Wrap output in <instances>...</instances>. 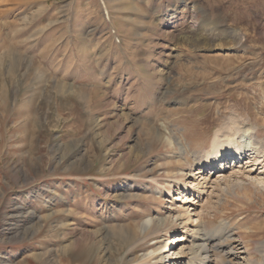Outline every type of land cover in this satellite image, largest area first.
Returning <instances> with one entry per match:
<instances>
[{
	"label": "rangeland",
	"instance_id": "obj_1",
	"mask_svg": "<svg viewBox=\"0 0 264 264\" xmlns=\"http://www.w3.org/2000/svg\"><path fill=\"white\" fill-rule=\"evenodd\" d=\"M233 122L264 141V0H0V264H183L221 222L260 263L263 164L192 176Z\"/></svg>",
	"mask_w": 264,
	"mask_h": 264
},
{
	"label": "bare ground",
	"instance_id": "obj_2",
	"mask_svg": "<svg viewBox=\"0 0 264 264\" xmlns=\"http://www.w3.org/2000/svg\"><path fill=\"white\" fill-rule=\"evenodd\" d=\"M236 124L238 123L236 122ZM236 124L233 122L226 128L227 130L225 129L223 131L221 128L222 130L216 132L211 148L207 151L206 156H204L205 161L200 167L193 170L194 174L192 176H202L208 169L211 171L214 169H227L229 166L231 167L232 163H243L246 159L253 162V164H263L264 168V141L253 136L252 128L239 127V125ZM181 150L183 154L188 152L183 145H181ZM226 160H228V162H225ZM229 162H231L230 165ZM184 198L185 196L181 199L184 200ZM173 217L174 216L171 214L169 217H162L159 220L164 223L167 219H173ZM154 223L155 219L150 216L142 223V228L147 229L153 226ZM226 227H228V224L226 222H221L219 229L223 230V232H220L223 234L218 235V232V234L212 235L203 228V224L196 226L190 241V250L195 253L192 254V258L194 255L197 256L201 261L200 264H217V258L220 260V264H242L240 260L243 257H241L233 245V235L230 231H227L228 229L226 230ZM166 246L167 244H160L159 247L163 249ZM257 249L261 255V262L258 263L259 261L249 259L245 261L244 264H264V240L259 243ZM160 257L164 258V256L161 255ZM192 258L188 259V261L183 264H194ZM215 261L216 263H214Z\"/></svg>",
	"mask_w": 264,
	"mask_h": 264
}]
</instances>
